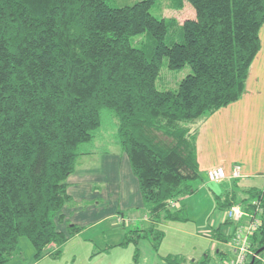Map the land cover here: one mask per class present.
Here are the masks:
<instances>
[{"label": "trees", "instance_id": "trees-1", "mask_svg": "<svg viewBox=\"0 0 264 264\" xmlns=\"http://www.w3.org/2000/svg\"><path fill=\"white\" fill-rule=\"evenodd\" d=\"M186 1L194 17L174 27L150 13L155 0L122 7L109 0H0V264L25 258L21 237L35 260L58 258L82 230L57 223L72 202L67 178L104 113L116 121L149 220L124 227L118 245L133 244L136 260L140 240L157 252L165 235L160 226L187 219L181 201L201 176L198 125L244 92L260 49L264 0ZM143 32L152 38L148 51L132 44ZM163 58L171 70L190 68L174 90L156 86ZM244 195L232 189L217 197L216 207L248 209L258 200L264 210L263 189ZM212 236L227 240L219 227ZM250 243L264 256V213ZM162 259L209 264V256ZM246 264L264 263L250 257Z\"/></svg>", "mask_w": 264, "mask_h": 264}, {"label": "rangeland", "instance_id": "rangeland-1", "mask_svg": "<svg viewBox=\"0 0 264 264\" xmlns=\"http://www.w3.org/2000/svg\"><path fill=\"white\" fill-rule=\"evenodd\" d=\"M140 0H109V4L114 7H122L126 5H132ZM150 13L156 18H166L173 21L172 24L174 27L179 26L182 22L186 19H191L194 17V10L192 6L186 0H155L152 7L150 8ZM260 37V49L254 58V66L252 70V74L256 75L253 77L258 78L259 81L264 82V24L260 29L259 32ZM132 44L137 46L144 51H148L151 48L152 38L149 36L147 32H143L139 35L132 37ZM252 69V68H251ZM190 73V68L188 65H185L183 68L178 70H171L168 68L167 59L163 58L162 64L160 67L159 76L156 81V86L158 89L161 90H174L177 88L179 81L184 78L187 74ZM256 93L258 92L257 98L258 102L261 103L264 101V85H259L257 88L255 87ZM227 107L231 108L234 111V106L229 104ZM242 108V106H241ZM247 108L246 105L243 106L242 109ZM247 109H252L249 105ZM252 112V110H250ZM218 113L213 116L211 119L212 122L209 120L208 130L207 132L200 133L203 142L205 144H200L198 156L202 155L204 158L205 164L208 166H216L222 165L227 166L232 162L240 163L239 165L244 168V164L249 163L246 159V150L250 144H253L255 141V145L259 138L264 134V120L259 121V119L255 121H251L249 131L245 128L247 124H243L241 120V116L238 117L240 120L239 122L236 119V115H233V118L236 119L238 127L235 128L237 130L238 136L232 135L231 129L228 135H223V123L232 119V117L226 118L225 115L220 114V118L218 119ZM262 117V115H261ZM222 119V120H221ZM202 122V121H201ZM200 122V124H201ZM199 124V125H200ZM198 125V128H199ZM230 125V123H229ZM243 125V127H241ZM223 126V127H222ZM247 127V126H246ZM227 129V130H228ZM232 132V133H231ZM95 138L90 143H86L81 146V150L83 152H87L85 157L81 156L78 160L76 165V172L73 174L75 177L76 175H80L84 178L88 176H96L101 174V170L105 169H112L115 170L116 176L113 180L102 181H95V183L91 182V189L93 191H99V195L102 193V199L99 201H95L94 204H90L91 202L84 201L86 203H82L84 211L89 209L95 205V207L100 206L101 211L96 213L93 216H90L89 219H82L80 220L79 224L83 226L81 232L79 233L81 238H90L94 240L97 248H104L105 242L109 243L112 241L116 235H118L119 231L124 230V227H131L133 226L132 223H124L120 221V214L109 215L111 212H105L109 202L114 201V196L111 197L113 193L116 191L119 192L121 197L123 194H131L132 191H136L137 189V199L140 201L139 209L135 211H130V209L126 212H123V217L126 218L127 216H134L138 218L140 216L142 209H141V196L138 189V183L135 176L129 169V163L127 156L124 152L121 151L118 138L116 135V121L112 117H108L103 114V121L101 126L95 131L94 133ZM223 135V137H221ZM203 136V137H202ZM236 138V139H235ZM238 143L239 147H232L233 144ZM200 141V140H199ZM226 143L228 144V150L225 149ZM199 145V144H198ZM203 145V146H201ZM203 147V150L201 148ZM107 153H110L107 155ZM107 158L111 159V163H108ZM201 170V169H200ZM206 171H201V176L196 181H194L195 186H197V190L195 193H192L182 199L183 203L185 204V214L186 220L184 221H168L162 224L160 227L164 231L166 236V242L163 246H160L159 252L161 254H166L167 252H181L186 254L187 257L190 258H198L202 254L211 255L210 245L212 242L206 237L202 236L201 233H197V229L200 226H207L209 220H215L218 215L225 217V210H221L215 207V195L219 191L224 190L231 186L234 182L230 180H225L223 183L219 184L209 183L206 179ZM127 173V176L125 175ZM72 177V178H73ZM231 178V177H229ZM234 179V178H232ZM238 179V178H237ZM236 179V180H237ZM80 180V179H79ZM68 181V180H67ZM105 182V183H104ZM108 182V183H106ZM208 182V183H207ZM240 186H257L259 188L264 187V179L261 178L259 175H253L252 177H247L246 179H238L237 182ZM219 185V188H217ZM95 186V187H94ZM203 188V191L200 189ZM191 197V198H189ZM189 198V199H188ZM188 199V200H187ZM176 202H172L174 206ZM99 204V205H98ZM119 204L121 202L119 201ZM73 206L66 205L63 207L62 212L67 211L65 218L67 217L70 219V213H68V209ZM72 210V209H71ZM103 211V214H102ZM264 213V210H263ZM74 216V214L72 215ZM64 220L61 223H57V227L61 230H66V225L68 223L67 220ZM71 220V219H70ZM130 222V221H128ZM229 222V221H228ZM143 224L147 225L146 223L142 222ZM127 224V226H126ZM120 229V230H119ZM233 234V233H232ZM231 239V238H230ZM251 239V238H250ZM78 240H74V242H70L68 244V250L65 252V255L69 258V264H71L72 259V252L79 251L82 253L81 249H79L77 243ZM141 244H138V252H145L146 249L141 248V245H145L147 250H153L148 240H140ZM229 247L233 253V248L229 243ZM19 246L22 247L24 250L25 255L31 250L33 251L32 245L30 244L29 240L25 237H21L19 240ZM133 244L129 245V249L133 254ZM135 248V247H134ZM251 249V243H250ZM154 251V250H153ZM157 251V252H158ZM251 251H253L251 249ZM156 252V251H154ZM254 253V251H253ZM258 256V254H257ZM251 257V256H250ZM246 260L245 264L248 262L249 258ZM254 257L256 260L263 262V256L259 255ZM61 256L58 257L60 259ZM230 258L221 261L220 264H224L226 261H229ZM136 261V260H134ZM210 264H218V261L214 256L208 260ZM87 263L86 260H82L80 258L77 259L75 264H84ZM124 264V263H122Z\"/></svg>", "mask_w": 264, "mask_h": 264}, {"label": "crops", "instance_id": "crops-1", "mask_svg": "<svg viewBox=\"0 0 264 264\" xmlns=\"http://www.w3.org/2000/svg\"><path fill=\"white\" fill-rule=\"evenodd\" d=\"M261 44V43H260ZM256 57V56H255ZM254 62L252 61V64L250 66V70L248 73V77L246 79V84H245V89L244 92L242 93V95L240 96V98L230 104H232V106L236 107L234 108V111L225 106L223 108H220L219 110H217L216 112H214L213 114H211L210 116H208L207 118H205L204 120H202L201 124L199 125L198 131H197V139H196V152H197V162L199 165V170L200 171H206L214 168V167H222L226 177L223 181H221L222 183L225 180H230L233 181V184L231 186H229L228 188H225L222 191H219L218 193H216L214 201H215V207H216V199L217 197H224V194L230 190H236L239 193L240 197H244V192L252 187H256L257 189H264L263 188H259L257 186H248V187H244V186H240L237 182V180L240 179H246L247 177H252L254 174L255 175H259L261 176V178L264 179V134L259 138V140L257 141V144L255 145V141L253 142V144H250L249 147L244 150L243 152H246V159L249 163L244 164V168L242 166H240V163H235L232 162L230 164H227V166H222V165H216V166H207L205 164L204 158H202V155L198 156V151H199V147L200 144H205L201 138V136H199V132L203 133V132H207L208 130V125H209V120L210 122H212V118L213 116H215V114L217 112L218 113V119L220 118V114L225 115L226 118L232 117V119L226 121L225 123H223V135H228V133L230 132V130L232 129V135L234 136H238L237 134V130L235 131V128L238 127V124L235 123L236 119L239 122V118L238 117H242L241 120L243 121V124H247L245 126V128L247 129V131H249V126L251 124V121H255L256 119L259 121L264 120V101L259 103L258 102V92L256 93L255 87L257 88L259 85H264L263 81H259L258 82V78H254V76L256 75H252V70H253V65ZM252 68V69H251ZM246 105L248 108V105L252 108V109H242L243 106ZM242 106V108H241ZM250 110H252V112H250ZM233 115H236V119L233 118ZM262 115V117H261ZM222 120V119H221ZM230 123V125H229ZM222 126V127H223ZM229 127H231V129H228ZM243 127V125L241 126ZM239 128V127H238ZM228 129V130H227ZM223 135H221V137H223ZM203 137V136H202ZM236 139V138H235ZM200 140V141H199ZM199 144V145H198ZM203 146V145H201ZM232 147H239L238 143L233 144ZM229 147L228 144L226 143L225 145V149L228 150ZM233 149V148H231ZM201 150H203V147L201 148ZM110 153H107V155H109ZM81 156H86V155H81ZM106 160H108V163H111V159L107 158ZM240 164V165H239ZM234 165H239L240 166V176L237 178H229L231 175V171ZM76 169V168H75ZM130 169V166H129ZM131 171V169H130ZM76 172V170H74L73 173H71V175L67 178V182H68V193L70 194L71 198H72V202L70 204L71 207L70 209H68V213H70L71 216V220L67 217L66 220L69 221V223H73V224H79L80 220L82 219H89L90 216L95 215L96 213H99V211H101L100 206L95 207V205H93V207L86 209V211H84L82 206V203L84 201L91 202L90 204H94L95 201H99L102 199V193L99 195V191H93L91 189V182L95 183V181H99L101 183H103L102 181H106L108 180V177L110 178V180H113L114 177L116 176V172L115 170L112 169H105V170H101V174L96 175V176H88L87 178H84L86 180H83V177L80 175H76L75 177H73L74 173ZM205 172V173H206ZM127 176V173L125 174ZM73 177V178H72ZM80 179V180H79ZM207 179V177H206ZM237 179V180H236ZM208 181V180H207ZM209 182V181H208ZM207 182V183H208ZM220 182V183H221ZM105 183V182H104ZM108 183V182H106ZM210 183V182H209ZM220 183H215V184H219ZM219 185H217V188H219ZM95 187V186H94ZM201 191H203V188L200 189ZM195 193V192H194ZM118 191H116V193H113L111 195V197L114 196V201L109 202L106 208L105 212H111L109 215H115V214H120V221L124 222V223H132L133 226H139V225H145L142 222L148 224L149 220L148 218L145 216L143 209L142 212L140 214V216H138V218L134 217L133 215L131 216H127L126 218L123 217V212H130V211H135L136 209H139V202L137 199V189L136 191H132L131 194H123V197H121ZM191 198V197H189ZM188 198V199H189ZM187 199V200H188ZM119 201L121 202V204H119ZM181 204L185 205L183 203V201H181ZM99 205V204H98ZM179 203L176 202L174 204V207H179ZM142 206V205H141ZM72 209V210H71ZM133 209V210H130ZM130 210V211H129ZM222 210V209H221ZM226 210V209H223ZM64 216H66L67 211L63 212ZM74 214V216H72ZM103 214V211H102ZM130 221V222H128ZM164 224V223H163ZM82 226V225H81ZM127 226V224H126ZM217 227L220 228V232H222L225 237L227 238L226 241H221L218 240L217 238H215L214 236H212V230L216 229ZM234 224L228 222L225 217L222 219L221 216L218 215V217L215 220H209L207 226H200L197 229V233H201L202 236L206 237V239H209L212 244L210 245V251L212 253V256H214L216 258V260L218 261V264L221 263L222 259L226 260L228 258L233 257V253L229 247L228 241L230 243V238L231 235L234 231ZM120 230V229H119ZM81 230L71 236L63 245L62 250H61V258H52L50 255H45L43 257H41L38 260H35L33 258L34 256V249L33 251H29L26 255L24 259H14L6 264H69V256L67 257L65 255V252L68 250V244H70V242H74V240H78L76 244H78L79 249H81L82 253L79 251H74L72 252V259H71V264H75L77 259L80 258L82 260H86L87 263L84 264H167L162 257L168 255V254H182L186 257V260H201L203 259L204 256H209V260L212 257L211 255H206L205 253L202 254L200 257L198 258H190L187 257L186 254L181 253V252H167L166 254H161L159 251L158 252H154L153 250H147V247H145V245H141L143 249H146L145 252H141L138 254L136 261H134V252H135V246L133 247V254L129 249V245L127 246H119L118 244L121 242L122 237H123V233L122 231H119L118 235H116V237L110 241L109 243H107L106 241H104L106 244L104 246V248H97L96 246L94 247V245H96V243L94 242V240L90 239V238H81L80 233ZM141 241H139L138 244ZM166 242V236L164 235V238L160 244V246H163ZM159 246V248H160ZM22 248V247H21ZM33 248V247H32ZM159 250V249H158ZM24 251V250H23ZM263 262H264V256H263ZM210 264V262H209Z\"/></svg>", "mask_w": 264, "mask_h": 264}, {"label": "built area", "instance_id": "built-area-1", "mask_svg": "<svg viewBox=\"0 0 264 264\" xmlns=\"http://www.w3.org/2000/svg\"><path fill=\"white\" fill-rule=\"evenodd\" d=\"M206 176L210 183H220L225 179L226 174L222 167H214L207 170ZM239 176L240 166L234 165L230 177L237 178ZM262 215L263 207L258 200H252L248 209L240 204H234L225 210V219L235 227L230 239L233 257L224 264H245L250 256L259 258V255L257 256L250 249V238L260 227Z\"/></svg>", "mask_w": 264, "mask_h": 264}]
</instances>
